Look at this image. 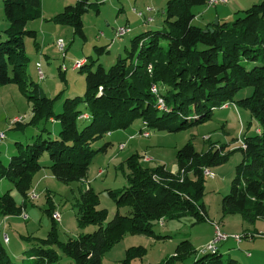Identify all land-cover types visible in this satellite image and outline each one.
I'll list each match as a JSON object with an SVG mask.
<instances>
[{
  "label": "trees",
  "instance_id": "trees-1",
  "mask_svg": "<svg viewBox=\"0 0 264 264\" xmlns=\"http://www.w3.org/2000/svg\"><path fill=\"white\" fill-rule=\"evenodd\" d=\"M2 4L6 27L0 33V85L15 83L25 90L29 60L25 38L33 40L35 48L39 46L36 31L27 23L41 18V0H2ZM93 4L76 0L49 20L69 26L73 34L84 38L82 17ZM196 6L208 7L206 0H167L162 28L133 37L126 56L108 68L97 64L92 70L94 61L85 63L80 68L85 72L83 96L66 98L58 114L53 111V98L46 97L37 84L27 82L32 87L27 96L32 107L28 124L54 119L60 125L59 137L39 134L32 143L19 145L6 165L0 161V180L11 182L22 198L17 204L6 191L0 196V215H20L24 210L34 175L44 167L39 162L43 154L48 155L46 168L56 180L83 184L91 159L112 145L105 142L93 148V143L112 131L126 129L135 119L141 121V128L145 122L148 129L174 132L207 121L213 110L230 103L247 109L259 132L242 138L244 146L236 149L210 142L205 151H196L187 141L176 151L174 172L164 164L142 166L140 156L132 154L125 160L126 186L108 190L117 208H128L124 214L117 210L103 226L107 211L97 208L98 193L82 185L76 220L81 226L95 223L97 229L65 242L57 240L54 226L45 238L28 236L35 243L20 264H57L56 247L74 264H102L103 253L127 233L161 239L165 236L156 234L153 227L165 219L191 216L194 223L207 220L201 202L203 169L223 164L234 150L240 151L242 158L235 166L229 192L221 198V211L240 214L249 223L264 220V0L235 11L230 21L216 25L211 21L202 27L192 23ZM208 27L213 30L204 31ZM257 60L260 63L245 66ZM152 85L157 88L155 93ZM246 88H251L250 95L234 99ZM159 97L165 109L158 108ZM79 105L88 119H79L83 113ZM83 121L86 123L80 126ZM52 211L46 209L51 219ZM142 252V247H130L119 264H131L130 260L141 258ZM10 263L0 241V264ZM155 264L242 263L229 253H219L218 247L215 252L196 249L184 238L172 255Z\"/></svg>",
  "mask_w": 264,
  "mask_h": 264
},
{
  "label": "rangeland",
  "instance_id": "rangeland-1",
  "mask_svg": "<svg viewBox=\"0 0 264 264\" xmlns=\"http://www.w3.org/2000/svg\"><path fill=\"white\" fill-rule=\"evenodd\" d=\"M99 2V1H97ZM72 3L69 4H73ZM124 5H119L117 0L103 1L100 4V11L97 13L92 8L82 17L83 31L85 37L73 34V30L66 25L50 22L52 32L38 31L36 41L40 46L35 48L33 40L25 38V54L29 60L25 68L26 81L33 82L42 90L48 98H53V111L58 114L62 111V105L66 98L75 96L82 97L85 92V72L83 68L72 70L71 65L77 60L92 61L91 67L94 70L97 64L108 68L120 57L126 56L130 50L133 33H127L121 38H115V30L125 24L129 18L128 26L139 22V16L133 8L145 13L146 7L153 12L154 22L148 28L155 29L163 25L164 14L162 8L166 0H127ZM2 0H0V33L6 27V20L3 15ZM230 9L228 6L219 5L218 10ZM202 9L201 6L193 8L196 14L192 23L202 27L205 16H197ZM233 16V15H232ZM229 17L232 20L233 17ZM215 19V18H214ZM213 19V21H214ZM27 23L28 28H33L32 23ZM127 26V27H128ZM160 29V28H159ZM36 30V29H35ZM130 32V31H129ZM61 38L65 44L64 56L55 46V41ZM99 38V39H97ZM126 46V49H124ZM103 50H98V48ZM264 53V46L262 48ZM40 63V70L43 79H39L36 63ZM246 62L245 66L250 68L254 64ZM66 70L63 71L62 67ZM26 82L25 90L18 84L8 83L0 85V161L3 165L8 163L9 157L17 152L19 145L25 146L32 143L37 135L52 139L59 137L60 125L56 120L39 119L34 124H28L31 118V102L28 99L32 87ZM251 88L240 90L234 99H240L250 95ZM213 110L211 117L200 124L189 126L174 132L148 129L150 135L143 137L139 135L141 121L133 120L126 129L112 131L93 143V148L102 146L105 142H111L105 152H99L91 159L87 177L84 183L69 182L63 183L50 175L46 166L50 164L47 154H43L39 162L43 168L39 173L46 176L37 184L33 179V189L37 197L27 201L23 210L27 218L20 215H0V241L4 246L10 264H20L26 258V251L34 244L33 239L28 236L45 238L48 231L54 226L57 240L65 242L69 238H75L80 234L91 233L97 229L95 223L79 225L76 220L78 192L82 185L91 187L98 193L99 203L97 208L107 211L103 226L109 221L115 212L124 214L127 207L117 208L114 201L108 194V190L121 189L126 186L124 173L127 171L125 160L136 153L140 157L138 162L142 166L153 167L164 164L168 170H176V151L187 141H191L196 151H205L208 144L227 145V148H238L236 138L241 139L255 133L257 123L251 117L247 109L227 105ZM83 109L81 105H79ZM84 112V109L83 111ZM15 118H19L20 127L16 128L11 124ZM85 124L79 122V125ZM43 130H46L45 132ZM48 133V134H47ZM119 143H124L123 149L118 148ZM233 149V148H231ZM143 157H150L152 161H145ZM240 151L234 150L223 164L210 167L212 176H204V195L201 202L204 205L207 220L195 222L191 216H185L180 220H163V224L157 223L153 230L156 234L165 236L155 239L145 234H125L120 240L109 247L102 255V264H119L127 256L130 247H142L141 258H133L131 264H155L172 255L178 242L188 238L196 249H203L208 242L212 241L214 225L217 223L221 232L227 235L243 236L245 232L253 235V238H242L237 244L232 238H228L217 244L219 253L227 250L234 258L242 264H264V220L257 219L253 223L245 222L240 214H223L221 211V198L229 192L230 182L234 176L236 164L241 161ZM103 170L102 175L97 171ZM6 191L14 198L17 204L21 203V196L8 180H0V196ZM53 208L60 214V221L53 224L46 209ZM6 234L8 242H3L1 237ZM225 243V245H224ZM229 246L230 249H226ZM56 247V246H55ZM59 257L57 264H74L64 255L58 247L55 248ZM229 250V251H228ZM250 253V256H246Z\"/></svg>",
  "mask_w": 264,
  "mask_h": 264
},
{
  "label": "crops",
  "instance_id": "crops-1",
  "mask_svg": "<svg viewBox=\"0 0 264 264\" xmlns=\"http://www.w3.org/2000/svg\"><path fill=\"white\" fill-rule=\"evenodd\" d=\"M73 1L75 2L76 0H41V15L42 16H41V18L37 19L36 22L32 23V26L36 30L33 28H31V29L36 31V35H37L38 31L52 32V30H54V28H50V26H52V25H50L49 23L52 21H50L49 19L51 17H53L54 15H56L57 13L61 12L62 9L66 5H68L69 3H72ZM90 1H92L94 3L91 6V8L93 10H96V12L98 13L100 11V7H99L100 4H102L103 1H105V0H90ZM97 1H99V2H97ZM106 1H110V0H106ZM124 1H127V0H117V3L119 5L123 6ZM134 1H136V0H134ZM259 1H261V0H229L228 3L224 5L226 7L229 4H231V8L229 10L226 8L223 10H218L217 9L218 6H216V7H202V9L197 13V16L198 17L201 16L200 18L205 16V20L203 21V24H202L203 26H205L207 23L213 21L214 18H218V21H228L229 17H231L232 15L234 16L235 11L245 9V8L249 7L250 5L257 3ZM164 7H165V5H164ZM164 7L162 8L161 11L164 10ZM134 9H136V8H133V11H134ZM153 12H154L153 10L149 13L145 12L143 17H139V22H134L132 26H128L129 25L128 24L129 18H126L124 25L129 27V29H130L129 33L132 32L133 37L139 35L140 33L145 32L147 30H152V29H149L148 27L151 26L150 24L154 22ZM147 16L152 17L151 22L147 23L144 21V18ZM202 19H204V18H202ZM162 26L159 28H162ZM159 28H155L154 30H157ZM57 39H59V38L57 37ZM97 39H99V38H97ZM39 46H40V43H39ZM124 49H126V46H124ZM171 171L174 172L175 170H171ZM45 176H46L45 174L39 173V171L36 172L34 175V178H35L34 184L39 183ZM245 233H247V232H245ZM247 234H250V233L248 232ZM1 239H2V237H1ZM224 245H225V243H224ZM226 249H230L229 246H226ZM224 251H226L225 253H229V252H227V250H224Z\"/></svg>",
  "mask_w": 264,
  "mask_h": 264
},
{
  "label": "built area",
  "instance_id": "built-area-1",
  "mask_svg": "<svg viewBox=\"0 0 264 264\" xmlns=\"http://www.w3.org/2000/svg\"><path fill=\"white\" fill-rule=\"evenodd\" d=\"M228 2V0H206V5L208 7H216V6H219V5H225L226 3ZM135 13L137 16L139 17H142L144 15V12L143 11H139V10H136L134 9ZM152 9L150 7H146L145 9V12L149 13L151 12ZM145 22H151L152 21V17L150 16H147L145 19H144ZM130 29L129 27L127 26H120L118 27L116 30H115V38H121L123 37L124 35H126L127 33H129ZM55 46L56 48L58 49V51L60 53H62V56H64V51H65V44L63 42V40L61 38L57 39L55 41ZM86 63V60L82 59L81 61L80 60H77L75 62L72 63L71 65V69L72 70H76V69H80L84 64ZM36 66H37V71H38V77L39 79H43V73L41 72L40 70V63L37 62L36 63ZM62 70L65 71L66 70V67L63 66L62 67ZM156 86L155 85H152L151 86V91L152 92H156ZM227 105H233V104H230V103H225L223 105V107H226L227 108ZM157 106L159 109H165V106H164V103H163V100L159 97L158 100H157ZM79 119H88V114L83 112L79 115ZM15 123H20V120L19 118H15L11 124H15ZM255 132H259V129L257 128L255 130ZM139 135L143 136V137H148L150 135L149 131H148V128L146 126V123L145 122H142V128L139 130ZM0 137L3 138L4 135L3 133H0ZM236 142L237 144L240 146V147H243L244 146V142L243 140L240 138V137H237L236 138ZM124 147V143H119L118 144V148L121 150L123 149ZM145 161H152V158L150 157H143ZM103 173V170L102 169H99L97 171V174L98 175H101ZM203 175L204 176H212L210 171H209V168H204L203 169ZM37 197V194L35 193L34 189L32 188L30 190V192L28 193V198L29 199H34ZM20 216H22L23 219H26L27 218V215L26 213H24L23 211L21 212ZM52 219L55 221V222H59L60 221V214L57 210H54L52 211ZM214 225V235H213V239L212 241L208 242V244H206V246L201 249L202 251H209V252H215L216 249H217V244L222 242V241H225L227 240L228 238H232L237 244L241 243L242 241V238H253V235L252 234H247L243 236H239V235H227L223 232H221L220 230V227L217 223H213ZM2 241L3 242H7L8 241V238L6 236V234H3L2 235ZM247 256H250V253H246Z\"/></svg>",
  "mask_w": 264,
  "mask_h": 264
},
{
  "label": "water",
  "instance_id": "water-1",
  "mask_svg": "<svg viewBox=\"0 0 264 264\" xmlns=\"http://www.w3.org/2000/svg\"><path fill=\"white\" fill-rule=\"evenodd\" d=\"M214 25H216L218 23V18H215L214 21H213ZM207 30H210L212 31V27H208L207 29H205L204 31H207Z\"/></svg>",
  "mask_w": 264,
  "mask_h": 264
}]
</instances>
